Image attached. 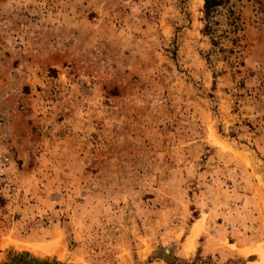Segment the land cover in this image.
Here are the masks:
<instances>
[{
    "label": "rangeland",
    "instance_id": "obj_1",
    "mask_svg": "<svg viewBox=\"0 0 264 264\" xmlns=\"http://www.w3.org/2000/svg\"><path fill=\"white\" fill-rule=\"evenodd\" d=\"M0 89V264H264V0H0Z\"/></svg>",
    "mask_w": 264,
    "mask_h": 264
},
{
    "label": "built area",
    "instance_id": "obj_2",
    "mask_svg": "<svg viewBox=\"0 0 264 264\" xmlns=\"http://www.w3.org/2000/svg\"><path fill=\"white\" fill-rule=\"evenodd\" d=\"M0 98L1 100L7 99V93L2 92L0 89ZM10 131L9 124L7 122V118H5L0 111V177L5 179L6 174V164L8 162V139H9Z\"/></svg>",
    "mask_w": 264,
    "mask_h": 264
},
{
    "label": "trees",
    "instance_id": "obj_3",
    "mask_svg": "<svg viewBox=\"0 0 264 264\" xmlns=\"http://www.w3.org/2000/svg\"><path fill=\"white\" fill-rule=\"evenodd\" d=\"M220 0H204V8L206 11H210L211 8L217 5Z\"/></svg>",
    "mask_w": 264,
    "mask_h": 264
},
{
    "label": "bare ground",
    "instance_id": "obj_4",
    "mask_svg": "<svg viewBox=\"0 0 264 264\" xmlns=\"http://www.w3.org/2000/svg\"><path fill=\"white\" fill-rule=\"evenodd\" d=\"M34 251V250H33ZM36 252H37V250H36ZM39 252V251H38Z\"/></svg>",
    "mask_w": 264,
    "mask_h": 264
}]
</instances>
